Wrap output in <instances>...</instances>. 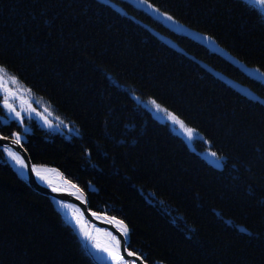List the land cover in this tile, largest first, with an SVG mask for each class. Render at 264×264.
Listing matches in <instances>:
<instances>
[{
    "label": "trees",
    "instance_id": "obj_1",
    "mask_svg": "<svg viewBox=\"0 0 264 264\" xmlns=\"http://www.w3.org/2000/svg\"><path fill=\"white\" fill-rule=\"evenodd\" d=\"M149 3L160 12L141 0H0L6 77L63 122L58 132L10 120L1 99L0 135L20 133L36 167L127 226L147 264H264V11L246 0ZM153 99L199 137L159 120ZM0 264H97L2 150Z\"/></svg>",
    "mask_w": 264,
    "mask_h": 264
},
{
    "label": "bare ground",
    "instance_id": "obj_2",
    "mask_svg": "<svg viewBox=\"0 0 264 264\" xmlns=\"http://www.w3.org/2000/svg\"><path fill=\"white\" fill-rule=\"evenodd\" d=\"M6 157L19 176L25 178L26 173L24 168L21 167L16 160L9 157L7 152ZM35 169H38L40 172V175L38 176L35 171V175L39 183L42 185L54 190L75 194L81 199L83 198L79 190H77L69 181L65 180L58 172L45 167H36ZM56 205L78 235L86 251L89 252L90 255L100 264H115L111 253L120 255L117 245V237L107 229L97 227L87 222L76 207L57 201ZM117 228L125 233V228L122 224L117 223ZM104 249H108V251H105Z\"/></svg>",
    "mask_w": 264,
    "mask_h": 264
},
{
    "label": "water",
    "instance_id": "obj_3",
    "mask_svg": "<svg viewBox=\"0 0 264 264\" xmlns=\"http://www.w3.org/2000/svg\"><path fill=\"white\" fill-rule=\"evenodd\" d=\"M13 139H14V137L8 138V137H4V136L0 135V150H2L6 155V152L4 151L3 146L7 145L8 147L12 148L13 151H15L21 157L24 164L28 165L27 168H24L25 173H26V177L25 178L21 177V178L27 184H29L31 186V188H33L35 191H37V192H39L45 196L52 198L55 202L57 201V202H61V203H66V204H69V205L76 207L80 211L82 217L87 222H89V223H91L97 227L107 229L108 231H110V233L114 234L117 237V239L119 241V245H118L119 253H120V255H124L125 261L136 260V264H144V260L141 261V260L137 259L138 257H141V256L136 254V256L129 257L127 255V251H130L128 248V246H129V232L127 229V233L125 235L124 232H122L120 229L117 228V223L122 224L123 227L125 228V225L121 221H119L115 218H112L110 216L104 215V214L93 212L89 208V201H88L87 197L76 186H75L76 189L79 190L80 194L83 196L82 199L79 198L78 196H76L75 194H71V193L66 192V191L54 190V189L48 188V187L42 185L41 183H39V181L35 175V171H34L36 166L33 164L29 153L27 152L26 148L24 147L23 142L21 141L22 145H23L21 147L20 144H13L12 143ZM93 213H95V215H93ZM87 253L97 264H100L90 255L89 252H87Z\"/></svg>",
    "mask_w": 264,
    "mask_h": 264
},
{
    "label": "snow or ice",
    "instance_id": "obj_4",
    "mask_svg": "<svg viewBox=\"0 0 264 264\" xmlns=\"http://www.w3.org/2000/svg\"><path fill=\"white\" fill-rule=\"evenodd\" d=\"M249 3L253 4V5H258V6H264V0H248ZM142 4L147 5L149 8H152L154 12L159 13L160 9L155 7L154 5L149 3V0H141ZM261 11H264V8L261 9ZM166 19L168 21H172L173 25L175 26H180L179 22L176 21L174 19V17L167 15L166 13L163 14ZM208 40H213V37H207ZM256 72L259 74V77L261 79H264V71H262L260 68H256L255 69ZM0 73H3L4 76H9L8 70L6 69L5 66L0 65ZM2 79V78H0ZM9 79L12 81V83H16V78L15 76H10ZM3 87V90L5 92V97H4V106L8 109V111L10 113H13L15 115L16 118H18L21 122H23L24 120V116L21 115L20 111L16 110V107L13 104H10L8 101V96L7 93L10 92L11 90L6 86V85H0ZM139 99V98H137ZM151 105L153 106V108L155 109V112L157 114L162 113V116H158V118L160 119L161 117L163 119H167L169 121H171V123L175 126H178V129L182 132V134H184L186 136V138L188 140H192L195 139L196 136L198 135V130L194 127H190L188 126L185 121L183 119L180 118V116L176 115L175 113L169 111L167 108L162 107L160 103H158L155 99H153L151 101ZM36 110L34 108H31L29 110H27V114L29 116V118H31V115L33 112H35ZM47 111V109H45V112ZM37 115L41 116L42 119H44L45 123L48 124L49 127H54L51 123V121H49L47 119V116H44L43 113H37ZM63 122L61 121V124ZM55 127H59V125H56ZM6 139V138H5ZM13 144H20L21 147L22 142H21V134L20 133H16L15 134V138L12 140ZM4 151L7 152L8 156L11 157L12 159L16 160L21 167L23 168H27L28 165L24 164L23 160L21 159V157L15 152L13 151L12 148L8 147L7 145H4ZM210 155L212 157H214L215 159H213V164L217 167V168H222L224 165L221 163L222 157H219L218 154L213 151L210 153ZM34 171H36V174L39 176L40 172L38 169H34ZM93 215H95V213H93ZM127 233V226H125V235ZM115 239V238H114ZM117 245H119V241L117 240ZM105 251H108V249H104ZM113 260L115 261V264H136V260H132V261H125L124 255H117L116 253H111ZM127 255L129 257H133L136 256V253L133 251H127ZM137 259L143 261V257H138ZM144 264H147L146 261H144Z\"/></svg>",
    "mask_w": 264,
    "mask_h": 264
},
{
    "label": "rangeland",
    "instance_id": "obj_5",
    "mask_svg": "<svg viewBox=\"0 0 264 264\" xmlns=\"http://www.w3.org/2000/svg\"><path fill=\"white\" fill-rule=\"evenodd\" d=\"M246 1H248V0H246ZM256 6H258V5H256ZM258 7L260 9L264 8V6H258ZM248 71L251 72V73L254 72L253 70H250V69ZM0 78H2V79H0V85H6L11 90L10 92L7 93L8 101H9L10 104H13L16 107L17 111L21 112V115L24 116L23 122L25 120H27V121L35 120L41 127L45 128V129H50V130H54V131H58V132H62L63 131L62 130V124L60 122H58V120L54 119V116L51 114V110H50L49 106L45 102L40 101V100H38L36 98H32V97L28 96L19 86H15L13 83H11L10 80L6 76L3 75V73H0ZM4 97H5V92L3 90V87L0 86V100L3 99V105H4ZM147 105L149 107V106H151V103H149ZM148 107L146 106V108L148 110H150L149 108H151V107H149V108ZM4 108L7 111L8 118L10 120H17L20 123H23L18 118H16L13 113H10L5 106H4ZM31 108H34L36 111L33 112L32 115H31V118H29V116L27 114V110H29ZM45 109H47L46 112H45ZM153 111L152 112L155 113L157 117L163 115L162 113L157 114L155 112V110H153ZM37 113H43L44 116H47V119L49 121H51V123H52V125L54 127H49L48 124L45 123L44 119H42L41 116L37 115ZM159 120L167 121L168 123H170V126H171L172 129H174V131H176L177 133L181 134L182 136H184L186 138V136L184 134H182V132L178 129V126L173 125L171 123V121L167 120L166 118L163 119L162 117ZM56 125H59V127H55ZM25 131L29 132V129L27 127H25ZM198 137H199V135L196 136V138H198ZM192 140H189V141H192ZM210 153H211L210 151L204 153L203 157L208 162L213 164L212 160L215 159V158L212 157L210 155Z\"/></svg>",
    "mask_w": 264,
    "mask_h": 264
}]
</instances>
